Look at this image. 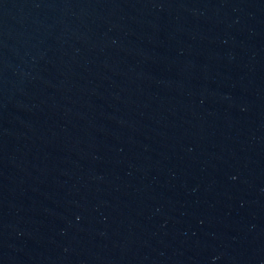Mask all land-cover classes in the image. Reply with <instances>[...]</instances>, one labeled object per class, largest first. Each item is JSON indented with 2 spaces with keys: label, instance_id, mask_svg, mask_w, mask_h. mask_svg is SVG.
I'll use <instances>...</instances> for the list:
<instances>
[{
  "label": "water",
  "instance_id": "obj_1",
  "mask_svg": "<svg viewBox=\"0 0 264 264\" xmlns=\"http://www.w3.org/2000/svg\"><path fill=\"white\" fill-rule=\"evenodd\" d=\"M0 264H264V0H0Z\"/></svg>",
  "mask_w": 264,
  "mask_h": 264
}]
</instances>
